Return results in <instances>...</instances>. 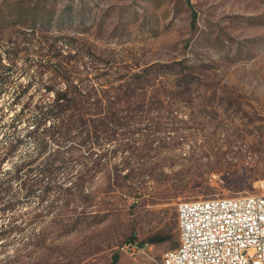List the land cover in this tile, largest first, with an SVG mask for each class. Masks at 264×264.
Returning <instances> with one entry per match:
<instances>
[{"label":"rangeland","instance_id":"1","mask_svg":"<svg viewBox=\"0 0 264 264\" xmlns=\"http://www.w3.org/2000/svg\"><path fill=\"white\" fill-rule=\"evenodd\" d=\"M37 42H62L63 56L91 61L88 75L105 73L110 89L152 63L177 65L139 91L141 101L126 103L141 106L129 129L160 134L131 137L122 186L88 205L19 191L12 210L0 214V224L19 226L0 238V264L14 255L11 264H110L115 254V264H161L178 243V202L264 193V0H0V54L18 51L0 91L2 122L20 107L12 97L33 73L21 70L36 58ZM37 89H28L34 99ZM158 92L159 102L148 103ZM33 150L23 141L4 169ZM120 156L109 159L110 177ZM105 174L94 172L82 192L100 195ZM137 186L142 194L133 198ZM128 242L146 248L131 254Z\"/></svg>","mask_w":264,"mask_h":264},{"label":"trees","instance_id":"2","mask_svg":"<svg viewBox=\"0 0 264 264\" xmlns=\"http://www.w3.org/2000/svg\"><path fill=\"white\" fill-rule=\"evenodd\" d=\"M26 39L29 42L32 37ZM62 45V42L35 44L36 58L28 60L21 70L27 72L32 69L33 73L28 76L24 85L14 91L12 97L13 103L19 102L20 107L7 121H0L1 215L8 213L16 205L21 197L18 195L19 191H22V197H36L39 201L51 197L52 202L59 200L63 204L88 205L97 197H110L114 190L112 187H121L125 176H130L127 172L121 175L119 171L124 163L122 154L132 147L131 137L135 136L139 140L160 134L158 129H129L141 119V106L128 107L126 103H130V99L134 102H139V99L141 101L139 91H146L158 77L176 71V63H152L140 73L126 76L123 84L110 89L105 85V73L94 76V80L88 75L93 63L83 62L76 55L63 56L60 52ZM8 49L0 54V91L10 83L12 62L18 53H11ZM3 59H7V62ZM118 79L122 80L124 77ZM60 82L63 86L56 87ZM32 84H37L40 88L36 90V99L28 91ZM130 84L134 88H129ZM158 94L159 92L152 94L147 102H159ZM25 140L34 143V150L4 169L3 164L11 159ZM111 143L115 144L108 148ZM119 154L122 157L120 156L119 164L114 166L115 177H110L109 159ZM98 170L106 171L100 195L97 194L98 191L82 192L84 184L90 182L92 174ZM128 180L135 183L133 178ZM13 183L17 184L18 189L13 188ZM134 188L131 196L137 198L142 192L138 186ZM51 207L52 204L48 206V210ZM85 213L91 215L95 211ZM65 214L64 209L58 213ZM37 215L34 213L32 217ZM18 229L19 226L13 220L2 222L0 238L7 237ZM133 237L134 234L128 239L132 240ZM161 240L162 238H151L149 242ZM14 259L15 255L7 257V264H11ZM117 260L118 255L115 254L110 264H115Z\"/></svg>","mask_w":264,"mask_h":264},{"label":"built area","instance_id":"3","mask_svg":"<svg viewBox=\"0 0 264 264\" xmlns=\"http://www.w3.org/2000/svg\"><path fill=\"white\" fill-rule=\"evenodd\" d=\"M176 219L178 243L161 264H264V193L183 200ZM124 248L136 254L146 245Z\"/></svg>","mask_w":264,"mask_h":264}]
</instances>
